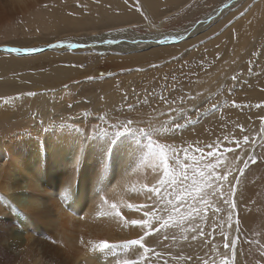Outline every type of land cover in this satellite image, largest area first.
I'll return each mask as SVG.
<instances>
[{
  "label": "rangeland",
  "instance_id": "obj_1",
  "mask_svg": "<svg viewBox=\"0 0 264 264\" xmlns=\"http://www.w3.org/2000/svg\"><path fill=\"white\" fill-rule=\"evenodd\" d=\"M161 1L160 13H168L154 17L156 13L146 11L142 0H121L128 10L139 14L136 23L125 27L144 35V23L150 20L168 34L196 24L195 34L120 55L113 50L96 51L88 43L63 52L49 48L76 37L86 38L83 31L74 34L69 30L62 18L82 22L96 15L104 18L93 20L96 34L118 29L112 27L117 17L112 21L102 13L106 2L118 12V0H38L35 7L22 12L3 6L5 2L0 0V7L5 8L0 17V60L27 58L9 67L0 65V136L7 138L34 122L83 126L89 120L97 132L116 134V141L123 134H137L141 143L153 148L154 155L145 165L149 169L138 179L139 188L134 192L127 183L132 189L126 195L133 192L129 197L134 208L122 215L147 224L134 226L137 236L113 238L110 245L117 255L135 261L139 253L144 264H264V220L260 226L256 221L264 191L260 186L261 181L264 185V99L260 98L264 94V18L258 25L262 32L259 29L251 36L245 52H239L234 61L231 52L227 62L229 53L221 57L222 48L247 15L264 14V0H236L203 26L202 20L226 0ZM51 21L58 23L52 26ZM62 32L67 34L58 35ZM168 46L173 48L157 49ZM154 48L157 50L151 52ZM25 52L31 54L23 55ZM234 157L245 159L228 188L227 223L222 220L224 214L221 218V205L211 202L215 191L204 195L200 190L189 196L183 190L191 180L185 181L183 176L207 169L212 174L218 168L215 160ZM165 167L180 178L177 185L151 191L160 188ZM240 184V197H254V201L247 200L249 205L242 203L238 208L235 197ZM142 186L146 189L141 190ZM144 233V248L129 243Z\"/></svg>",
  "mask_w": 264,
  "mask_h": 264
},
{
  "label": "bare ground",
  "instance_id": "obj_2",
  "mask_svg": "<svg viewBox=\"0 0 264 264\" xmlns=\"http://www.w3.org/2000/svg\"><path fill=\"white\" fill-rule=\"evenodd\" d=\"M3 1L5 2L3 6L9 5L16 12L29 10L38 2V0ZM118 1V12L108 2L102 11L103 17L111 20L117 17L118 21L112 27L116 26L118 29L96 34L97 25L92 22L104 18L94 15V10H92L94 18L85 17L82 22L74 17H66L64 20L62 18V23L70 27L69 30L74 34L83 31L87 34L86 38L76 37L65 43L53 44L49 48L63 52L71 48L69 45L88 43L87 47L91 44L96 51L113 50L122 55L157 45H167L166 43L173 40L175 42L176 38L194 33L195 29H198L194 24L190 28H184L185 30L179 29L163 34L160 24L156 25L147 20L144 23L147 34H135L125 26L136 23L139 14L134 10H128L121 0ZM142 1L146 11L156 13L154 17L168 13H160L161 0ZM230 1L232 0L224 1L222 7L220 5L215 12L207 18L204 17L201 26L207 19L218 13L223 14L236 4L234 0L235 2L226 7ZM1 8L5 9L0 7V17L5 15V10L2 11ZM262 18L264 14L261 12L249 13L236 27L235 35L231 36L233 39L222 48L221 57L231 52L234 61L239 52H245V45L250 42L251 36L261 30L258 25L259 19ZM50 23L53 26L58 22ZM63 34L67 33H58ZM108 40H112L113 43H107ZM171 48L173 46L157 49L169 51ZM157 49L154 48L151 52ZM29 54L31 53L25 52L23 55ZM231 54L229 53L225 62L230 59ZM26 59L10 57L5 59V62L1 59L0 65L9 67L14 61ZM260 98L264 99V94ZM32 125L24 130L12 132L14 133L12 135L8 134L7 138L0 136V264H144L139 253L134 261L129 259L128 255H117L115 247L110 243L115 237L138 235V227L129 225L130 217L125 219L122 214L134 208L131 204L134 194L130 192L132 196L129 197L130 193L127 196V189L133 188L134 191L139 188L141 181L138 182V179L149 169V166L145 165L154 155L153 148L146 142L141 143L137 139V134L126 133L116 141L119 139L116 134L110 136L109 132L108 134L104 133L105 131L97 132L90 120L83 126L51 125L46 122H34ZM243 159L245 158L234 157V160L223 158L217 161L214 158L218 170L216 168L213 170L211 184L206 183V187L201 189L204 195L209 194V190L215 191L211 196V202L217 201V204L221 205V218L224 214L225 219L222 220L227 223L229 222L227 200L230 194L228 188L230 182L234 181ZM204 172L207 175L210 169ZM261 182L260 186L263 188ZM127 183H130L132 188L129 184L126 186ZM242 184L238 185L235 197L238 208L243 206L242 203L249 205L247 200L254 201V197L245 199L240 197ZM122 186L126 196L123 195V191L121 192ZM140 189L145 190L146 187L142 186ZM254 189L259 193L256 187ZM262 192L263 195L259 196L260 208H257L260 212L256 216L258 226L264 220V191ZM110 199L112 204L109 202ZM255 202L257 204L259 200L256 199ZM101 241H106L110 246L101 251L96 247Z\"/></svg>",
  "mask_w": 264,
  "mask_h": 264
},
{
  "label": "snow or ice",
  "instance_id": "obj_3",
  "mask_svg": "<svg viewBox=\"0 0 264 264\" xmlns=\"http://www.w3.org/2000/svg\"><path fill=\"white\" fill-rule=\"evenodd\" d=\"M107 43L111 44V43H113V41L112 40H108ZM69 47H75V45H69ZM9 51H20V49H9ZM244 140H245V142H247L248 141V137H244ZM209 155L211 156L212 153H209ZM206 167H214V165H206ZM197 176L199 177V179H197ZM210 177H211V173H208L206 175L205 172H203V171L195 173L192 176H189V175H187V173H185V175L183 176V180H185V181L191 180V185L187 186L183 191H186L189 196H194V193L200 191L205 183H209L210 182ZM179 179L180 178L178 176H176L173 173H170L168 168L165 167V169H164V179L160 182V188L151 189V191L159 192L166 185L175 186V185H177V181ZM169 195H172V193H169ZM161 198L163 199V197H161ZM183 198L184 197L181 194V199H183ZM113 207L115 208V205H113ZM117 215H119V213H117ZM146 224H147V221H144V220H131L130 221V225L131 226H141V227H143ZM145 235H146V233L140 235L139 239L131 240V241H138V243H132L131 241H129V243L132 244V245H139L141 248H144V246H145V243H144L145 242ZM109 246L110 245L106 241H101L96 247H98L102 251L103 249H106ZM125 246H127V245H125Z\"/></svg>",
  "mask_w": 264,
  "mask_h": 264
},
{
  "label": "water",
  "instance_id": "obj_4",
  "mask_svg": "<svg viewBox=\"0 0 264 264\" xmlns=\"http://www.w3.org/2000/svg\"><path fill=\"white\" fill-rule=\"evenodd\" d=\"M233 2H235V1L232 0V1H230V2H227L228 4L226 3V4H227L226 7L230 6ZM8 50H9V49H8Z\"/></svg>",
  "mask_w": 264,
  "mask_h": 264
}]
</instances>
